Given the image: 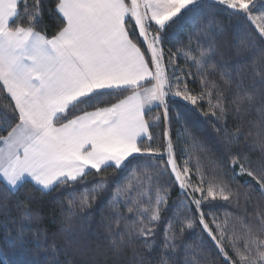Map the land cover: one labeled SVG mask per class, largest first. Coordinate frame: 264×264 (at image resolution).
I'll return each instance as SVG.
<instances>
[{
	"label": "snow or ice",
	"instance_id": "obj_1",
	"mask_svg": "<svg viewBox=\"0 0 264 264\" xmlns=\"http://www.w3.org/2000/svg\"><path fill=\"white\" fill-rule=\"evenodd\" d=\"M19 3L0 0V264H98L100 256L202 264L206 253L222 264H264V134L252 140L243 124L228 128L229 116L253 110L250 123L264 128V0H54L51 35L43 0H25L26 19L15 22ZM185 29L187 42L166 49ZM215 73L222 85L209 79ZM197 79L199 92L189 86ZM153 107L162 112L150 116ZM177 142L186 145L183 166ZM189 148L207 153L211 167L199 157L193 164ZM37 192L67 193L58 201L63 245L40 227ZM105 195L106 245L93 249L82 221ZM219 202L235 211H204Z\"/></svg>",
	"mask_w": 264,
	"mask_h": 264
},
{
	"label": "trees",
	"instance_id": "obj_2",
	"mask_svg": "<svg viewBox=\"0 0 264 264\" xmlns=\"http://www.w3.org/2000/svg\"><path fill=\"white\" fill-rule=\"evenodd\" d=\"M28 3H31V0H27ZM44 2V24L47 25V30H48V34L51 35L53 34V32L57 29L58 27V20L56 18H54L53 16L49 15L48 9L51 7H54V0H43ZM24 3L25 0H20L19 3V16L17 18H14L15 22H19V20L22 19H26V17L24 16ZM224 19L227 21L228 17L225 16ZM186 29L183 31L178 32V34L172 38L170 40V42L165 44V48H171L172 51H175L177 48H179L181 46L182 43H186ZM179 64H181L182 66L184 65V60L183 58H181L178 61ZM190 67V66H189ZM251 73V69H249V74ZM209 79H214L217 83L219 84H223L219 73H215V74H210ZM189 86L193 89H195L196 92H199L201 89L199 87V80L197 79L195 82H190ZM126 93H123V95H125ZM233 92H229L228 96H229V101H231ZM175 99V98H173ZM7 101L5 100L4 96L0 95V104L6 103ZM172 101L170 100V103ZM181 104H184L183 101H180ZM187 107L191 108V105H187ZM200 108L201 109H207L208 108V104L206 102L201 103L200 104ZM156 109H160L158 107H154L151 109L150 112L156 110ZM149 112V113H150ZM257 114L256 112L253 110L252 113L250 115L244 116L243 119H238V118H234L232 116L228 117V128L231 131L238 123L239 124H243L244 125V132L247 133L249 131H251L252 133V137L250 139L254 140L257 135H261L264 134V128H259L257 126H255L254 124L250 123V121H255L257 120ZM215 121H207V122H203L205 124V126L209 127V131L210 129V124L214 123ZM162 128L163 125L161 124L159 129L153 128V132H162ZM176 139V130L175 127L173 128V140L175 141ZM242 141L244 139L243 136H241L240 138ZM156 140H158V144H163V139L162 136H158L156 138ZM186 147V145L183 142H177V157H178V163L183 166V162L184 160L187 158V153H185L183 151V149ZM207 147H211V145H207ZM189 151L192 153L193 155V164L195 163V160L197 157H199L200 162L202 165H204L205 167H211L209 159H208V154L201 151L200 149L196 148H189ZM245 151H248L247 149H245ZM259 150L256 149L255 151H253L250 154V158L253 161H257V158L259 157ZM191 166V165H190ZM112 172V169H106L103 173H101V176H105L108 175ZM123 175V174H122ZM88 179L90 181H95L96 179H98V177L95 174V171L93 170L92 173L89 174ZM240 182H247L248 179L250 178H246V177H239L238 178ZM252 184H255V181L251 182ZM91 185H86V187H90ZM233 188H236V185H233ZM81 190V188L78 186L77 187V192H79ZM244 189H241V192L243 193ZM178 188H173L171 191V198L172 200H176L177 196H178ZM67 195V193H62L60 196L57 197H53L52 195H46L41 197V194L39 192L36 193V200L35 202H32V206L34 208L38 207L39 208V212H40V216H41V221H40V227L47 229V231L49 232L50 236L51 233L56 232L57 235L55 236V240L57 244H61L63 245L64 243V236L59 234V228L61 227V220L63 219L62 217V209L60 207V204L58 203L59 200L64 199L65 196ZM110 195V194H108ZM107 198L108 196L105 195L104 198L94 207V209L89 213V218H85L83 219V224L85 226V228H89L90 227V232L87 233V242L90 245L91 248H95L97 244H99L101 246V249L103 250V248L106 245V241L103 238L104 237V227L101 224V220H102V214H101V208H104V215L108 214V209L106 207L107 205ZM243 199V197H242ZM255 206V200L252 201L251 206L249 207V211H252L253 208ZM194 209V206H193ZM122 211L126 212L127 208L126 207H122L121 209ZM204 211H214V212H220L223 213L224 211H229V212H234V208L219 202L217 203V205L211 209L209 208H205ZM64 215H67V209L65 208L63 210ZM238 215L240 213H237ZM12 215L15 216L16 212L15 210H13ZM3 217H0V220H2ZM74 220H80V217H73ZM32 228H35L36 225L33 224L31 226ZM239 227V226H238ZM160 232L157 235V244H162V237H163V225L160 226ZM4 227L0 226V240H2L3 235H4ZM77 231H79V225H77ZM189 241L192 242V238L189 237ZM51 242V239L50 241ZM210 243V242H209ZM141 241H136L134 246L138 249V250H142L141 249ZM29 247L31 248H35L34 244H30ZM229 251V254L233 256V258H235V254L230 251L229 249H227ZM107 255L109 257H111V253H107ZM130 256V253L128 254ZM160 255V248L157 247L155 249V251L152 253V256L154 258H158ZM202 259V264H210V261H215V264H222V258H217L216 255H211L209 256L207 253L201 258ZM98 264H113V260L112 259H107L105 260L103 258V256H100L98 258ZM121 264H123V261L121 262Z\"/></svg>",
	"mask_w": 264,
	"mask_h": 264
},
{
	"label": "rangeland",
	"instance_id": "obj_3",
	"mask_svg": "<svg viewBox=\"0 0 264 264\" xmlns=\"http://www.w3.org/2000/svg\"><path fill=\"white\" fill-rule=\"evenodd\" d=\"M160 112H162V109H156V110L150 112L149 115L155 117V116H156L158 113H160ZM155 143L158 144V140H155ZM221 219H223L222 216H221ZM238 226H239V225L237 224V225H236V230H237V231H239V227H238ZM230 227H231V225H230ZM228 249H229L230 251H232L231 248H228Z\"/></svg>",
	"mask_w": 264,
	"mask_h": 264
},
{
	"label": "crops",
	"instance_id": "obj_4",
	"mask_svg": "<svg viewBox=\"0 0 264 264\" xmlns=\"http://www.w3.org/2000/svg\"><path fill=\"white\" fill-rule=\"evenodd\" d=\"M133 23H134V21H133ZM148 85H146V87H147ZM128 93H126L125 95H127ZM154 108V107H153Z\"/></svg>",
	"mask_w": 264,
	"mask_h": 264
}]
</instances>
